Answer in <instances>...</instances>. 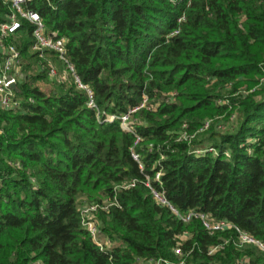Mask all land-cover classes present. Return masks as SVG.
<instances>
[{
  "label": "trees",
  "instance_id": "16d2710c",
  "mask_svg": "<svg viewBox=\"0 0 264 264\" xmlns=\"http://www.w3.org/2000/svg\"><path fill=\"white\" fill-rule=\"evenodd\" d=\"M25 9L66 39L94 107L72 77L48 94L35 86L47 61L63 64L50 49L43 58L32 50L23 22L8 40L21 54L22 109H0V264L174 262L183 234L184 264H264L256 245L239 247L235 229L182 223L143 184L147 176L157 187L161 171L158 188L179 213L226 220L264 244V0H28ZM8 14L0 0V23ZM144 97L158 106L138 109L135 133L124 132L119 117ZM183 124L188 141H178ZM104 200L115 205L96 220L112 248L100 251L79 208Z\"/></svg>",
  "mask_w": 264,
  "mask_h": 264
},
{
  "label": "built area",
  "instance_id": "2783aa9c",
  "mask_svg": "<svg viewBox=\"0 0 264 264\" xmlns=\"http://www.w3.org/2000/svg\"><path fill=\"white\" fill-rule=\"evenodd\" d=\"M5 4L9 6V14L6 16V21L0 23V109L6 112L17 113L21 111L22 105L21 100L17 97V85L19 83V77L21 74V54L18 48L9 43V39L21 28L23 22H27L32 26L31 37L33 39L32 50L39 53V57L43 58L46 50L54 51L58 59L63 64L64 70L62 72L57 69V67L47 61L45 68L46 77L49 81L54 83H64L67 82L71 77L73 78L75 84L78 88L86 90L89 101L88 106L94 107L92 100V92L83 86L79 79L75 76L73 66L68 62L66 58V39L62 37H57L55 33L51 36L46 32L43 21L40 16L28 9H25V4L28 0H2ZM180 21V20H179ZM176 33V32H175ZM15 86L14 90L12 86ZM170 97H173L174 94L169 93ZM158 104L147 105L146 97L143 98L142 103L137 108H133L128 111L127 114L119 117L120 126L124 132L135 133V127L137 122L131 121L132 114L135 113L140 108H146L147 110H154ZM115 116L108 115L105 117L104 122H113ZM232 122V121H231ZM211 121L207 120L204 122L202 131L206 130ZM222 122L217 123V130L223 131L225 125ZM187 125H182V131L180 133L178 141H188L192 139V136L186 131ZM140 139L135 136V141L133 146L130 148L131 157L134 161L139 163V156L136 154L134 147L139 143ZM149 151L153 149L152 145H149ZM209 150L197 151V154H201ZM163 156L160 157V160H163ZM139 168L142 171V165L139 163ZM162 176L161 171H156L154 174V181L157 183V187L151 185L149 178L146 176L144 181V186L149 190V193L156 203L161 208H167L179 221L187 224L192 219L200 220L203 228L209 233L213 234L215 232H224L228 230L235 229L238 233V243L239 247L247 244L256 245L260 250L264 252V244L258 240L251 237L249 234L241 232L238 228L232 225L226 220L214 221L208 216H205L200 213L189 211L185 214L179 213L166 199L165 193L163 190H160L162 183L160 181ZM137 181L132 180L131 182L122 183L117 186L116 189L119 190H128L135 187ZM160 189H159V188ZM115 205L113 202H108L107 200L102 201L100 204H83L79 208L81 225L87 233H89L94 245L100 251L110 250L112 248V243L109 239L103 237L99 230V225L96 220V212L98 210L107 211L109 207ZM188 239L187 234H183L178 237V243L173 249V254L176 257L174 262L158 259V260H138V263L142 264H184V258L180 248L182 241ZM218 250V247L209 249L208 254H213ZM248 261H244L243 264H247Z\"/></svg>",
  "mask_w": 264,
  "mask_h": 264
},
{
  "label": "rangeland",
  "instance_id": "374dc122",
  "mask_svg": "<svg viewBox=\"0 0 264 264\" xmlns=\"http://www.w3.org/2000/svg\"><path fill=\"white\" fill-rule=\"evenodd\" d=\"M56 67H57V69H59L61 72H62V70H64V67L62 66V65H59V64H57V63H55L54 64ZM20 77H22V74H20ZM35 86H37L38 88H40L44 93H46V94H48L51 90H52V88H53V84H52V82L51 81H49L47 78L46 79H44V80H41V81H38V82H36L35 83ZM223 120V119H222ZM221 120V121H222ZM234 120H236V116H235V114L228 120V121H222V123L225 125V129L222 131V132H225V131H227V128H229V125L232 123V122H234ZM131 121H133V122H137L136 120H135V118H131ZM232 121V122H231ZM222 124V125H223ZM137 264H142V263H138L137 262Z\"/></svg>",
  "mask_w": 264,
  "mask_h": 264
},
{
  "label": "water",
  "instance_id": "95a60500",
  "mask_svg": "<svg viewBox=\"0 0 264 264\" xmlns=\"http://www.w3.org/2000/svg\"><path fill=\"white\" fill-rule=\"evenodd\" d=\"M12 88H13L14 90L16 89V87H15L14 85L12 86Z\"/></svg>",
  "mask_w": 264,
  "mask_h": 264
}]
</instances>
